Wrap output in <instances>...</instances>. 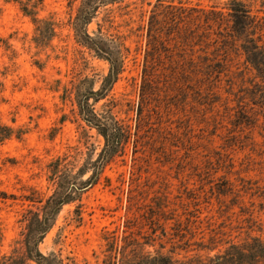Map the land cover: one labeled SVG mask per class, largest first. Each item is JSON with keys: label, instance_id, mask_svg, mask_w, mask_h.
I'll return each instance as SVG.
<instances>
[{"label": "rangeland", "instance_id": "rangeland-1", "mask_svg": "<svg viewBox=\"0 0 264 264\" xmlns=\"http://www.w3.org/2000/svg\"><path fill=\"white\" fill-rule=\"evenodd\" d=\"M104 1L0 0V264H264V0Z\"/></svg>", "mask_w": 264, "mask_h": 264}, {"label": "trees", "instance_id": "trees-1", "mask_svg": "<svg viewBox=\"0 0 264 264\" xmlns=\"http://www.w3.org/2000/svg\"><path fill=\"white\" fill-rule=\"evenodd\" d=\"M110 1H113V0H105L104 2H102V4H105V2L109 3ZM232 3H233V6L230 10L234 17V31H237V32L245 31L246 30L245 23L248 22V20L250 19L249 11L246 10L244 6L239 2H232ZM93 11L94 10H91L90 7L88 8V12L85 13V17H84L86 18L84 19L85 22L87 21V18L92 16ZM238 26L241 28L238 29ZM85 36H86L88 45L96 49L97 50L96 52H98L100 55H106L108 57L109 61L111 62V78H112L114 76V72H116V61L113 60V57L108 52V50L105 47L101 46V44L98 43V41H96L95 39L91 38L88 35H85ZM250 42L252 43L253 46L251 47L250 45V48L252 50L247 48L249 50V54L247 55H250L252 53H257V51H259L258 46L253 44L254 41L250 40ZM243 50L246 51V47L243 46ZM87 122L93 125L95 128H97L105 139V146H104V149L100 157V161L98 164L99 166L96 168V171H95V175H94L95 177L96 175L99 174L98 171L101 170V164H103L105 160H107V158H109L114 153L115 145L121 143L122 138H121V132H119L117 128L113 127L110 124V122L100 121L98 123H93L91 120H88V119H87ZM71 190H73V188H71L70 191L66 190L65 192H62L61 194H58L57 197H53L49 200V202L47 203V209H50V213L54 210V208L59 207L60 205H63L67 201V197L71 194ZM50 213L46 214L41 219L40 230L38 232L37 237H39L43 233V230L47 227L48 216H50ZM31 256L35 259L37 264H52L48 258L39 254L37 250H34V252H31ZM212 262L213 264H220V262L218 261L213 260ZM147 264H170V261L162 257H151Z\"/></svg>", "mask_w": 264, "mask_h": 264}]
</instances>
